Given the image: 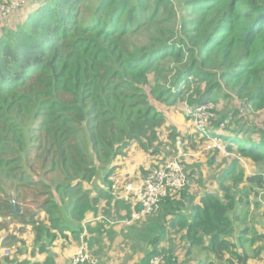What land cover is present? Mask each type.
<instances>
[{"label":"trees","instance_id":"trees-1","mask_svg":"<svg viewBox=\"0 0 264 264\" xmlns=\"http://www.w3.org/2000/svg\"><path fill=\"white\" fill-rule=\"evenodd\" d=\"M27 3L22 21L0 37V250L26 253L29 236L28 255L49 258L3 264H50L53 242L78 240L103 202L131 216L140 206L122 205L112 189L117 159L134 147L156 158L157 169L181 149L196 151L187 132L177 147L181 129L169 119L182 111L191 120L212 103L224 107L199 144L212 136L226 148L228 157L216 149L201 156L211 168L226 159L219 189L201 193L196 206L175 200L193 177L181 158L188 184L163 200L175 217L150 242L147 259L163 253L176 263L172 248L158 247L181 235L189 255L210 253L211 264H260L264 231L239 211L249 214L245 194L264 190V124L242 118L233 101L264 112V0Z\"/></svg>","mask_w":264,"mask_h":264},{"label":"rangeland","instance_id":"rangeland-1","mask_svg":"<svg viewBox=\"0 0 264 264\" xmlns=\"http://www.w3.org/2000/svg\"><path fill=\"white\" fill-rule=\"evenodd\" d=\"M26 1L27 0H25V2H24V0H23V3L25 4ZM225 101L227 102L226 106H232L230 101H228V100H225ZM233 102L235 103L236 108L239 109L240 113H241L242 108L245 109L244 113H241L242 118H244V119L252 118V120L256 124H258V125L264 124V112L263 111H259V112L253 111L254 109H253L251 103H249L247 101H240V100L234 98ZM212 105H213V109L210 110L209 112L214 115V118L212 119V123L210 126H212L213 122L216 119V112L218 110H221L222 107H224L223 103H218V104L212 103ZM201 108H198L196 113L193 114V118L191 120H186V115H184V117H183L182 111H179L177 114H175V116H172L169 119V121L176 124L178 126V128L181 129L182 135L177 140V147L179 144H180V147L182 145H184L185 141L182 140V138H184V135L186 132H187L186 135L191 134V137L193 138V140L197 141L196 151L190 153L192 155L197 154L198 152H203L201 147L205 143V142H203L202 144H199V139L203 138L202 136H204V134L199 132V130H197L196 128L200 122L199 118H201V117L205 118V117L209 116V113H207V111H204V110L200 111ZM182 110H184V108ZM223 111L224 110H222L221 112H223ZM183 123L186 124V127H185L186 129L184 128ZM224 127H225V125H224ZM200 133L202 134V136L200 135ZM211 133H213V131ZM181 150H179L178 156H179V154H182V156L185 155L184 154L185 152L183 150L182 151ZM175 156H177V155H175ZM138 157H139V152L133 147L130 149L129 156L127 158L120 157L117 159L119 166H117V169L115 170V172L113 174V178H111V180H113V183L115 184V186H113V187H115V190L112 188L113 191H115V193H114V196L116 198L115 200H119V195L123 192V189L127 185H129V184L137 185L145 177H147L148 174H150L153 170L156 169V167H154V164L157 165V162H155V160H157L156 158L152 159L149 157H147V158L143 157V160L142 159L139 160ZM226 157H228V156H226ZM173 158H172V160H173ZM182 160H184L186 162L185 163L186 172L188 173L190 171H193V177L189 180L194 179V181H197V180H199V178L202 181L205 180V182H207L209 180L210 183L216 184V190L215 191H217L219 189V182L221 181V179L218 178L217 173L222 172V170L226 167V165H225L226 159L219 158L217 161V164H215L212 168L208 167L204 163L205 156L200 157V158H199V156L198 157L193 156L191 158L183 157ZM137 163H139V168L137 167ZM249 165H250L249 166L250 171H252V172L259 171V168H257L255 165L254 166L252 164H249ZM127 168H129V169H127ZM125 169H126V172H125ZM142 171H146L148 173L144 174ZM199 171H202V173H199ZM139 180H141V181H139ZM137 181H139V182H137ZM135 182H137V183H135ZM98 183H99V180L92 183V186L96 185L98 187V185H99ZM205 191L214 192L211 188V184L205 188ZM260 193H261V191H259L258 194H254V193H251L249 191L248 194L247 195L245 194V197H244L245 200L250 201L249 212L256 214L257 217L254 216L253 219L251 220L252 216L246 212H244L243 214L240 213V217L245 219L251 226L253 224L260 226L262 228V231H264V213H261L262 212L261 208H263V210H264V203L261 204L259 202L260 201ZM178 196H179V194H178ZM101 206L104 208H102L99 215L97 217L91 216L90 221L95 222V223H101L102 226L103 225L106 226L105 227L106 231L103 232V234L105 235L104 237L106 239L105 240L106 241V247H108L109 249L108 250L102 249L103 247H105V245L100 243V241L94 236H92L90 241H88V235H87L88 233L85 234V230H84L83 234L81 235V237L78 240L76 238L74 239L71 235H69L67 237V239L59 238L55 242H53L50 255L56 257L55 255H56L57 249L54 248V246L56 245L55 243L64 242L65 246H63V247L61 246L60 253L58 254V256L60 255L61 257H64V258L61 260V259H58L56 257L55 259H52L50 264H60V263L61 264H72L73 257L75 256L77 251L79 252L82 249H83V252L85 255H90L92 258V259L88 258L87 261H89V262L86 261L87 263H85V264H93L91 262L93 260L96 261V264H106V262H108V264H112V261L114 264H127L126 262H123V259L128 257V256H135L136 254L134 253V251L136 249L138 251H141L142 254H140V256L143 259L145 258V255H146V253H144V251L146 250L145 246H147L149 244V242L153 239V237L151 236L150 233L144 234L146 232L145 226L150 219L149 220L146 219L145 221L132 224L130 222L131 216L128 214L129 212L128 211L120 212V210L118 209L117 206L114 207V201L112 202L111 207H107L104 202L101 204ZM105 206H106V208H105ZM240 208L242 209L241 206L237 205L236 211L240 210ZM162 209H163V207H161V211H162ZM161 211L157 215L153 216V219L155 217H158V216H159L158 218H160L162 216ZM150 221H152V219ZM86 227H87V225H86ZM143 229H145V231H143ZM109 231H113V232L116 231L117 232L116 234L119 236V238H120V236H123L125 234H126L125 236L128 235L130 238V237H132L131 234L133 235V233L136 234L139 232V234H141V235L140 236L138 235V237H139L138 242H140V243H137V246L139 245L138 248L127 249L126 246L125 247L121 246V248L119 249V252L116 253V256L114 257V255H111L113 253V250L111 249V245H112V242H113L115 236L113 235V236L108 237ZM123 233H125V234H123ZM127 240H128V237H126L125 240L122 241V243L126 244ZM120 241L121 240L119 239V242ZM128 245H130V244H128ZM140 245L143 246V248L141 250H140V248H141ZM167 246H169V244H167ZM178 246H179V244L177 242L174 244L173 249L177 250ZM163 247H166L165 244L163 245ZM163 247L161 245V247H158V248H159V250H162ZM14 248H15L14 246H12L10 248L11 256L9 257V258H13V260L15 257V249ZM53 248H54V250H53ZM148 248H149V246H148ZM151 249L152 248H149V250H151ZM179 249H180V252H182V254H184L183 253L184 249L182 247H179ZM189 250L191 251V249L188 247L186 249V253ZM73 251H74V254L72 256V259L67 260V258L70 256V253L72 254ZM94 251H95V253H94ZM157 254H160L159 256H165L164 261L166 259L168 261L169 256H166L163 253H157ZM175 254L177 255V253H175ZM197 254L199 255V253H197ZM121 255L124 256L123 259L121 258ZM177 256L178 257L175 256L177 258L176 263L175 262L173 263V261H171V263L169 261L168 262L165 261V263L166 264H181L179 262V259H178L179 257H181V255L179 254ZM112 257H114L113 260H112ZM190 257H191V255L189 257H186V258L189 259ZM3 258L6 259L7 257H3ZM195 259H196V261H194L195 264H199V256L196 255ZM58 260L60 263L57 262ZM131 261H133V260H131ZM184 262H185L184 264L190 263L188 261H184ZM211 262H213V260ZM211 262L208 264H211Z\"/></svg>","mask_w":264,"mask_h":264},{"label":"crops","instance_id":"crops-1","mask_svg":"<svg viewBox=\"0 0 264 264\" xmlns=\"http://www.w3.org/2000/svg\"><path fill=\"white\" fill-rule=\"evenodd\" d=\"M24 2H25V0H24ZM29 3V2H28ZM27 1H26V3L24 4H22L21 5V7L19 8V9H16V10H14V11H12L11 13H10V15L8 16V17H6V18H2V17H0V37L3 35V32H4V30L5 29H7V28H13V27H15L16 25H18L19 23H20V21H22V17L23 16H25L26 15V12L28 11V7H27ZM24 5H26L25 7H24ZM183 126H184V128L186 127V124L185 123H183ZM136 149V148H135ZM137 150V149H136ZM138 151V150H137ZM195 150H191L190 152H189V154H186V155H183V157H185V158H191V157H193V156H195V157H198L199 156V158L202 156V153L204 154V151L203 152H198L197 154H194V155H192V154H190V153H192V152H194ZM139 152V151H138ZM222 155H224V156H227V155H225V154H223L222 153ZM143 157H146L147 158V156L144 154V153H142V152H139V157H138V159L139 160H143ZM243 164H244V166H247V164H245V162H243ZM116 166H119L118 165V161L116 162V164H115ZM248 166H250L249 164H248ZM137 167L139 168V163H137ZM143 168V167H142ZM141 168V169H142ZM127 169H129V168H127ZM125 172H126V169H125ZM142 180V179H141ZM141 180H139V181H141ZM139 181H137V182H139ZM137 182H135V183H137ZM200 182V183H199ZM199 184H200V186H199ZM211 184V188H212V190L215 192V190H216V184L215 183H210L209 182V180L207 181V182H205V180H200V178H199V180H197V181H193V180H190V182H189V186H188V188H187V192L188 193H186L185 194V196H183V194L182 195H180V196H178L175 200H177V201H182V202H184V203H186V204H191L190 203V201L192 200V201H194V204H195V206L196 205H198L199 204V195L201 194V193H204L205 192V188L206 187H208V185H210ZM201 186H203V187H201ZM200 188H201V190H200ZM261 204L262 203H264V190L260 193V201H259ZM123 204L122 205H129V204H127V203H125L124 201L122 202ZM119 210H120V212H122V211H124L121 207L120 208H118ZM189 209H191V208H189V207H185L184 209H183V211L182 212H184V216L185 217H189L190 216V214H191V212L190 211H188ZM262 209V212L261 213H264L263 211V208H261ZM247 210L246 209H244L243 211L242 210H240L239 211V214L240 213H244V212H246ZM160 212V211H159ZM157 215V214H156ZM161 217L160 218H158V217H155L154 219H153V216L151 217V218H148V220L150 219H152V221H148L147 222V224H146V226H145V229H146V232L144 233V234H146V233H150L151 234V236L153 237V239L155 238V237H157L158 236V233H159V230L162 228V227H164V225L167 223V222H169V221H172L173 219H174V217H175V215H173V214H165V209L163 208L162 209V211H161ZM249 215H251L252 217H251V220L253 219V217L254 216H256L257 217V215L256 214H253L252 212H249ZM155 216V215H154ZM257 220V219H256ZM145 221V220H144ZM259 221V220H258ZM133 224V223H132ZM86 225H87V227H86ZM99 225H101V223H95V222H91L90 221V219L84 224V229H85V234H87L88 235V241H90V239L92 238V236H94V237H96L99 241H100V243H102L103 245H105V247H103L102 249H109L108 247H106V239H105V235L103 234V232H105V231H103V230H99L98 231V229H99ZM88 226H90L92 229H97V231H89L88 229H86V228H88ZM102 226V225H101ZM130 226V225H129ZM252 227H254L256 230H258V232H260V233H262L263 231H262V228L260 227V226H258V225H252ZM117 232L116 231H109V234H108V237H110V236H115V238H114V240H113V242H112V245H111V249L113 250V253L111 254V255H114V257L116 256V253H118L119 252V249L121 248V246H123V247H127V249H136V248H138V246H137V243H140V242H138V240H139V237H138V235L140 236L141 234H139V232L138 233H136V234H134L133 233V235L131 234V236L132 237H130L129 238V236L127 235V236H125L126 234L125 233H123V234H125V235H123V236H120V238H119V236L116 234ZM119 233V232H118ZM264 233V232H263ZM70 235V234H69ZM126 237H128V240H127V243L126 244H124V243H122V241H124L125 240V238ZM119 239L121 240L120 242H119ZM152 239V240H153ZM151 240V241H152ZM150 241V242H151ZM150 242H149V244L147 245V246H145V248H146V250L144 251V253H146V255H145V258L143 259L141 256H140V254H142V252L141 251H138L137 249L134 251V253L136 254L135 256H128V257H126V258H124V256L123 255H121V258L123 259V262H126L127 264H149V262H148V259H147V256H148V254L153 250V246L150 244ZM178 242V244H179V246H178V249L177 250H175V249H173V247H174V244L175 243H177ZM56 245L54 246V248L55 249H57V252H56V257L58 258V259H63L64 257H61L60 255L58 256V254L60 253V248H61V246L63 247V246H65V243L64 242H59V243H55ZM128 244H130V245H128ZM165 244V246L166 247H163V245ZM167 244H168V242H164V243H162L161 245H162V247L164 248V249H170V248H172L173 249V253H174V256H176V257H178L177 255H181V257H179L178 259H179V262L181 263V264H184L185 262L184 261H188V262H190L189 264H195V262L194 261H196V259H195V256L197 255V256H199V264H208V263H210L212 260H213V262L215 261L214 260V257H213V255L212 254H208V256H207V253H199V255L196 253V252H193L192 254H190L191 255V257L189 258V259H187L186 257H189L190 255H189V253L187 252L186 253V249L188 248V246L182 241V239H181V235L179 236V237H177V239H176V241H174V244H170L169 246H167ZM161 245L159 246V247H161ZM141 246V248H140V250L143 248V246L142 245H140ZM148 246H149V248H152L151 250H149V248H148ZM179 247H182L183 249H184V251H183V253L184 254H182V252H180V249H179ZM31 248H32V243H31V238L29 237V236H27V246L26 247H24V248H22V250L23 249H25L26 250V253H24V252H22L21 253V255H19V256H15L14 257V259H15V261H23V260H25V259H29V260H32V262H37V263H44V262H46L47 261V259L49 258V257H47V254H42V255H40V254H35V255H32V257H30L31 255H30V252H31ZM54 248H53V250H54ZM5 248H2L1 250H0V264H3V260H4V258H3V253H4V250ZM15 249V248H14ZM171 249V250H172ZM52 250V251H53ZM94 253H95V251H94ZM175 253H177V255L175 254ZM30 256H29V255ZM73 254H74V251H73V253L71 254L70 253V256L67 258V260L68 259H72V256H73ZM133 254V253H132ZM35 256V257H34ZM56 257H54V256H52V259H55ZM114 257H112V260L114 259ZM142 258V259H141ZM131 260H133V261H131ZM58 263H60L59 262V260L57 261ZM70 262V261H69ZM213 262H211V263H213ZM197 263V262H196ZM61 264V263H60ZM106 264H108V262H106ZM112 264H114L113 263V261H112Z\"/></svg>","mask_w":264,"mask_h":264},{"label":"built area","instance_id":"built-area-1","mask_svg":"<svg viewBox=\"0 0 264 264\" xmlns=\"http://www.w3.org/2000/svg\"><path fill=\"white\" fill-rule=\"evenodd\" d=\"M22 4L23 0H0V17H8L12 11L19 9ZM212 109L213 105L211 104L200 109V111L204 110L209 113V116L199 118L200 122L196 128L203 134H207V128L211 125L212 119L214 118V115L209 112ZM244 111L245 109L242 108L241 113H244ZM208 140L209 142L203 148L204 152L216 149L228 155L225 146H223L218 138L208 136ZM181 158H183L182 154L153 170L137 185L129 184L123 189V192L119 195V199L131 205L133 209L140 206L138 210L132 212L130 218L131 223L142 222L158 214L161 210L163 200L170 194L179 193L186 188L188 178L181 164ZM113 189L115 190V187ZM10 256V251L3 253V257L9 258ZM88 258L92 259L90 255H85L82 249L79 252L77 251L73 257L72 264H85L89 262L87 261ZM91 262L96 264L94 260ZM151 264H164V256L154 257L151 260ZM260 264H264V255Z\"/></svg>","mask_w":264,"mask_h":264},{"label":"water","instance_id":"water-1","mask_svg":"<svg viewBox=\"0 0 264 264\" xmlns=\"http://www.w3.org/2000/svg\"><path fill=\"white\" fill-rule=\"evenodd\" d=\"M13 213H20V209L17 206V204L15 202H13V209H12Z\"/></svg>","mask_w":264,"mask_h":264}]
</instances>
